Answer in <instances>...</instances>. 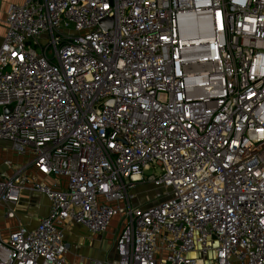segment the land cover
I'll return each mask as SVG.
<instances>
[{"label": "built area", "instance_id": "built-area-1", "mask_svg": "<svg viewBox=\"0 0 264 264\" xmlns=\"http://www.w3.org/2000/svg\"><path fill=\"white\" fill-rule=\"evenodd\" d=\"M3 23L0 141L25 161L0 170V264H67L66 225L116 216V264H264V0H24ZM26 190L48 213L7 230Z\"/></svg>", "mask_w": 264, "mask_h": 264}, {"label": "crops", "instance_id": "crops-1", "mask_svg": "<svg viewBox=\"0 0 264 264\" xmlns=\"http://www.w3.org/2000/svg\"><path fill=\"white\" fill-rule=\"evenodd\" d=\"M24 0H1L0 2V46L2 39L5 35V25L3 23L5 12L11 4H21ZM24 158L14 156L9 146L0 141V170L7 171L8 174L11 170H7L3 163L9 162L12 165H21L24 163ZM32 199L33 205L29 202ZM27 207V208H25ZM48 201L37 194L26 190L21 197V204L17 210L16 219L7 221V223L16 226L18 223L33 227L38 223V220L48 213ZM28 209V210H27ZM6 222L2 223L4 225ZM117 225V224H116ZM115 231V228H114ZM113 231V232H114ZM113 235V233H112ZM64 236L69 245L68 253L66 254L67 264H89L91 261L107 260L110 264H116L117 256L114 250L115 259H112L105 251L106 246L103 245L105 235H91L85 229L74 224H68L64 227Z\"/></svg>", "mask_w": 264, "mask_h": 264}, {"label": "rangeland", "instance_id": "rangeland-1", "mask_svg": "<svg viewBox=\"0 0 264 264\" xmlns=\"http://www.w3.org/2000/svg\"><path fill=\"white\" fill-rule=\"evenodd\" d=\"M136 194H137V202L139 203H144V204H149L150 202H154L156 199H158L160 192L156 189H154L151 185H147V186H138L137 190H135ZM29 202L33 205L34 201L32 199L29 200ZM119 217L116 216L112 219L107 231L103 234L100 235H105V239L103 240V245L106 246V252L109 254V256L112 259H115L114 253H113V243H114V236L112 235L114 228L116 229L117 227V222H118ZM2 226H4V224H2ZM13 224L11 223H7L6 224V229L10 230L11 228H13ZM7 232V231H6Z\"/></svg>", "mask_w": 264, "mask_h": 264}]
</instances>
